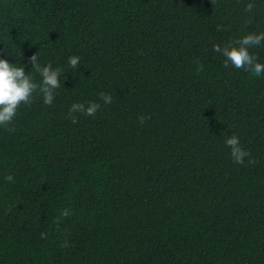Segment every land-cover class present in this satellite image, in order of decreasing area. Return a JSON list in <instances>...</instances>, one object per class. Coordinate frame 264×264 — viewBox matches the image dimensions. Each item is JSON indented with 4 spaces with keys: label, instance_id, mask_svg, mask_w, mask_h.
<instances>
[{
    "label": "trees",
    "instance_id": "trees-1",
    "mask_svg": "<svg viewBox=\"0 0 264 264\" xmlns=\"http://www.w3.org/2000/svg\"><path fill=\"white\" fill-rule=\"evenodd\" d=\"M249 32L264 0H0V59L63 70L0 126V264H264V74L213 51Z\"/></svg>",
    "mask_w": 264,
    "mask_h": 264
},
{
    "label": "clouds",
    "instance_id": "clouds-1",
    "mask_svg": "<svg viewBox=\"0 0 264 264\" xmlns=\"http://www.w3.org/2000/svg\"><path fill=\"white\" fill-rule=\"evenodd\" d=\"M254 7L255 5L249 2L245 7V11L251 12ZM217 30L222 29L218 26ZM262 42H264V32L259 34L249 32L239 39L229 41L223 47L219 44L214 45L213 51L225 58L223 62L225 68L232 66L258 77L264 74V64L258 62L257 55L250 52V49L261 46ZM28 62L31 64L32 70L34 69L42 77L39 84L33 81L32 74H26L24 66L17 67L15 64H10L6 59H0V126L8 131H15V128L10 127V125L21 104L31 105L33 93L39 91L43 96V103L50 106L54 101L56 90L61 87L58 78L63 73L62 69H53L51 64L41 67L39 52L28 58ZM68 64L72 69H77L80 65V57L70 56ZM202 67L200 65L201 69ZM100 99L103 100L104 104H111L113 98L111 94L101 92ZM100 108L101 104L94 101L87 102V106L84 103H73L69 109V118L73 124H76L78 119L75 115H72L73 113L79 112L85 116H94ZM147 119H150V116L141 115L138 117L140 124H144ZM225 144L231 150L230 155L234 163L244 164L245 157L250 156V153L241 147L240 139L235 134L229 136L225 140ZM249 163H254V161L250 159ZM5 180L11 183L15 182L14 176L11 174L7 175ZM70 214L68 209L61 211L63 217H68ZM41 238L46 239V234L41 233ZM62 246L68 247L67 240Z\"/></svg>",
    "mask_w": 264,
    "mask_h": 264
}]
</instances>
